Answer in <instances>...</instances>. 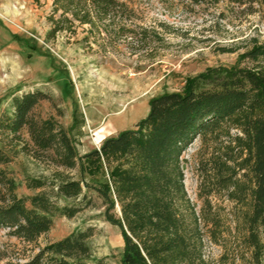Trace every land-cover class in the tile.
<instances>
[{"label": "rangeland", "instance_id": "rangeland-1", "mask_svg": "<svg viewBox=\"0 0 264 264\" xmlns=\"http://www.w3.org/2000/svg\"><path fill=\"white\" fill-rule=\"evenodd\" d=\"M117 1L123 6L102 18L84 1L0 0V121L12 113L15 97L42 92L46 97L36 115L56 118L82 156L132 130L147 117L153 98L184 92L209 70L242 66L241 56L264 44V7L250 0ZM131 87L138 92L126 103L125 108L132 102L126 114L114 119L104 138L94 136L101 125L93 123L100 102L92 97H102L104 88L126 93ZM0 140L12 158L6 169L19 197L28 200L40 192L29 189L28 180L52 181L62 170L1 134ZM246 141L232 119L197 138L183 154L182 207L196 222L205 264H259L248 240L251 200L238 191L247 184ZM88 227L94 228L89 264H122V231L105 220L100 203L72 219L56 215L51 230L33 243L0 228V264H24Z\"/></svg>", "mask_w": 264, "mask_h": 264}, {"label": "trees", "instance_id": "trees-1", "mask_svg": "<svg viewBox=\"0 0 264 264\" xmlns=\"http://www.w3.org/2000/svg\"><path fill=\"white\" fill-rule=\"evenodd\" d=\"M78 1L102 18L123 6L117 0ZM250 2L264 7V0ZM241 59L242 66L197 76L184 92L153 98L147 117L132 130L108 138L99 149L82 156L56 118L36 115L44 93L15 97L12 113L0 121V134L22 144L34 159L62 170L54 173L52 181L28 180V188L40 192L28 200L19 197L18 184L6 169L12 158L0 140V228L33 243L51 230L56 215L72 219L100 203L105 220L122 231V264H205L196 222L183 212V154L197 138L234 119L247 138V184L238 191L251 200L248 240L260 264L264 260V44ZM60 199L71 204L61 205ZM93 236V227L74 232L24 264H89L88 241Z\"/></svg>", "mask_w": 264, "mask_h": 264}, {"label": "bare ground", "instance_id": "bare-ground-1", "mask_svg": "<svg viewBox=\"0 0 264 264\" xmlns=\"http://www.w3.org/2000/svg\"><path fill=\"white\" fill-rule=\"evenodd\" d=\"M102 90L105 92L102 97L93 96L92 99L95 102L97 100V102H100L96 107V119L93 123H100L101 125L94 132V136L104 138V135L114 128V119H119L126 114L127 109L131 106L132 102L128 103L126 108L125 105L129 99L135 97L138 90L135 87H131L126 93H111L107 88Z\"/></svg>", "mask_w": 264, "mask_h": 264}]
</instances>
